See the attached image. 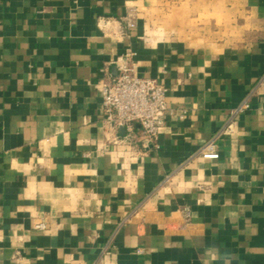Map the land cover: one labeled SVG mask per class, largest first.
<instances>
[{
    "label": "crops",
    "instance_id": "obj_1",
    "mask_svg": "<svg viewBox=\"0 0 264 264\" xmlns=\"http://www.w3.org/2000/svg\"><path fill=\"white\" fill-rule=\"evenodd\" d=\"M126 53L149 147L96 88ZM0 264H264V0H0Z\"/></svg>",
    "mask_w": 264,
    "mask_h": 264
},
{
    "label": "built area",
    "instance_id": "obj_2",
    "mask_svg": "<svg viewBox=\"0 0 264 264\" xmlns=\"http://www.w3.org/2000/svg\"><path fill=\"white\" fill-rule=\"evenodd\" d=\"M128 27L132 28L133 25L128 24ZM131 58L132 55L126 53L117 64V75L111 77L104 72L96 88L102 93L107 120L117 128L124 129V139L136 140L138 136L136 126H139L140 138L145 146L149 147L154 145L167 117L176 114L168 112L166 88L155 79L139 77ZM250 107L247 99L232 112V119L249 110ZM177 116L183 118L184 114ZM198 155L204 160H219L220 154L215 140L207 142L199 150ZM184 212L189 216L188 208ZM35 228L42 230L46 226L37 223Z\"/></svg>",
    "mask_w": 264,
    "mask_h": 264
},
{
    "label": "rangeland",
    "instance_id": "obj_3",
    "mask_svg": "<svg viewBox=\"0 0 264 264\" xmlns=\"http://www.w3.org/2000/svg\"><path fill=\"white\" fill-rule=\"evenodd\" d=\"M132 25H133V24H132ZM132 28H134V25H133V27H132ZM205 144H206V143H205ZM205 144H204V145H205ZM204 145H203V146H204ZM203 146H202V147H203ZM202 147H201V148H202ZM201 148H200V149H201Z\"/></svg>",
    "mask_w": 264,
    "mask_h": 264
},
{
    "label": "water",
    "instance_id": "obj_4",
    "mask_svg": "<svg viewBox=\"0 0 264 264\" xmlns=\"http://www.w3.org/2000/svg\"><path fill=\"white\" fill-rule=\"evenodd\" d=\"M121 130H123V132H124V129H121Z\"/></svg>",
    "mask_w": 264,
    "mask_h": 264
}]
</instances>
